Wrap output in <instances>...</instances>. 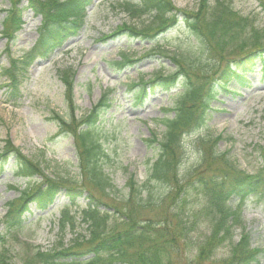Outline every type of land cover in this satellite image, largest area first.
Wrapping results in <instances>:
<instances>
[{
	"label": "rangeland",
	"instance_id": "rangeland-1",
	"mask_svg": "<svg viewBox=\"0 0 264 264\" xmlns=\"http://www.w3.org/2000/svg\"><path fill=\"white\" fill-rule=\"evenodd\" d=\"M12 1L0 0V29L6 16L5 9ZM122 1L91 0L85 7L84 22L77 33L69 35L47 58H37L21 76L20 98L15 103L8 101L9 92L3 86L4 77H0V151L8 138L24 155L40 163L48 177L75 180L83 187L85 182L77 178L72 134L58 131L55 114L65 119L71 115L79 118L88 113L101 92H108L112 107L104 115V123L96 128L95 137L103 151L99 163L114 186V192L108 198L101 197L107 203L103 206L111 212H114L112 205L121 206L119 197H125L130 177L138 185L145 184L153 197L162 196L167 190L165 184L149 177L148 166L156 155V144L150 133H154L157 139L161 138L164 130L161 118L171 114L164 108L172 106L180 89L175 86L168 90H150L145 100L138 103L135 98L137 87L131 85L140 77L150 78L155 72L170 73L174 68L168 58L170 55L198 57L202 69L212 66L211 59L202 52L182 21L148 40H130L122 34L108 37L124 23L142 28L150 20L147 14L135 17L122 11ZM171 1L178 10L186 12H192L198 6V0ZM230 2L234 11L249 17L255 27L264 25V10L257 0ZM26 3L27 0H14L12 3L15 8L22 9L20 13L24 23L10 43L0 36V68L8 66L10 57L22 56L38 37L40 17L24 9ZM121 52L134 62L123 68L117 66L114 61L119 60ZM64 69L73 71V111L67 105L65 86L60 78V71ZM247 76L249 84L240 87L238 93L230 89L218 91L212 102L215 110L210 115L208 126L183 135L182 154L176 170L179 178L184 180L194 169L205 167L204 145L219 133L222 138L214 149L225 152L238 169L257 174L264 168V69L263 72L252 71ZM237 86L233 80L228 82L230 88ZM40 181L37 176H18L7 165L0 168V233L4 235V240L0 241V252L6 251L7 264H21L36 247L48 251L59 247V243L68 246L75 238L88 237L86 224L79 215V209L87 200L86 194L73 199L72 204L71 198L62 190L48 208L41 211L30 205L22 215L21 225L5 228L3 220L7 203L16 199L26 187ZM94 193L99 195L98 191ZM204 197L191 190L183 209L190 215L189 211L198 210L205 203ZM238 200L232 199L229 203L234 205ZM62 204L68 205V218L62 217ZM236 206L239 223L233 227L231 239L218 245L202 264H221L229 255L231 242L236 243L243 233L248 234L252 247L261 249L258 264H264V194L250 193ZM152 215L149 211L140 212L141 217ZM200 219L189 231L190 240L182 241L180 245V264L195 258L198 246L208 234L210 221L207 217Z\"/></svg>",
	"mask_w": 264,
	"mask_h": 264
},
{
	"label": "trees",
	"instance_id": "trees-1",
	"mask_svg": "<svg viewBox=\"0 0 264 264\" xmlns=\"http://www.w3.org/2000/svg\"><path fill=\"white\" fill-rule=\"evenodd\" d=\"M90 2L27 0L25 8L36 16L40 15L41 24L33 47L20 57H10L8 66L0 68V77H5L3 84L9 92L10 101L20 98L21 76L33 60L48 57L69 35L77 33L84 22L85 7ZM257 2L264 10V0ZM120 4L122 11L130 16L147 14L150 20L142 28L124 23L108 37L122 34L130 40L152 39L182 21L202 52L212 61L210 69H202L198 57L170 55L168 58L174 66L170 73L155 72L150 78L140 77L137 83L131 85L137 87L135 98L139 103L145 100L150 90L175 86L180 89L172 106L164 108L171 114L161 118L164 126L161 138L157 139L154 133H150L156 144V155L148 166L149 177L165 184L167 190L162 196L153 197L145 184L138 185L130 177L125 197H119L121 206L112 205L114 212L105 208L107 203L101 197L108 198L114 192V186L99 163L103 151L95 131L104 123V115L112 107V99L107 91H103L88 113L79 118L71 115L65 119L55 114L58 131L72 134L77 178L88 184L83 183V187L75 180L48 177L40 163L28 158L10 139H6L0 151V168L7 165L18 176H37L41 181L26 187L19 197L7 203L4 225L6 229L18 227L30 204L44 209L61 190L72 201L85 193L87 200L79 209V215L86 224L88 237L81 240L75 238L67 247L59 243V247L48 251L35 248L21 264H180L182 241L188 242L189 231L201 221L200 218L207 217L209 231L198 246L197 255L193 260L181 263L202 264L218 245L231 239L233 227L239 223L237 203L250 193L264 194V168L257 174L246 173L238 169L225 152H217L214 148L222 138L221 133L204 145V168L194 169L184 180L177 176L176 171L182 154L183 135L208 126L216 93L228 90L230 80L238 87L247 86V73L257 68L263 71L264 25L255 27L249 17L234 11L230 0H198L197 9L192 12L178 10L171 0H123ZM20 11L15 5L7 9L1 34L8 41L21 28ZM132 62L126 53H120V61H115L121 67ZM60 78L65 86L67 105L73 111V71L61 70ZM191 190L206 197L205 203L198 210L189 211L188 215L183 208ZM111 198L114 199V196ZM232 199L239 200L232 205L229 203ZM61 210L62 217L68 218L67 205H62ZM142 211L153 215L141 217ZM70 224L72 227L73 224ZM1 240H4V235L0 233ZM260 252L261 249L250 245L248 234L243 233L236 243L231 242L229 255L221 264H258ZM6 259L7 254L3 250L0 252V264H7Z\"/></svg>",
	"mask_w": 264,
	"mask_h": 264
}]
</instances>
